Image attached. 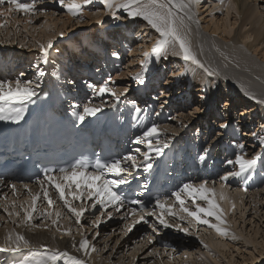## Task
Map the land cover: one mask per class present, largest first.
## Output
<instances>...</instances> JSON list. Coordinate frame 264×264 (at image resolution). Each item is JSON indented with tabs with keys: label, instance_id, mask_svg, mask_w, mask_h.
Segmentation results:
<instances>
[{
	"label": "rangeland",
	"instance_id": "374dc122",
	"mask_svg": "<svg viewBox=\"0 0 264 264\" xmlns=\"http://www.w3.org/2000/svg\"><path fill=\"white\" fill-rule=\"evenodd\" d=\"M241 1L245 3L244 5L250 6L252 18H248L249 22L247 21V26L245 29H242L240 33L246 29L252 31L251 41L256 35V33H254L256 27L259 28L260 23V25H264V0ZM20 2H30V0H20ZM35 2L38 10L34 14L25 15L13 11L8 13L7 16L0 17V22L5 24V27L0 28V60L3 58V61H7V59L13 61L12 65L16 67V70L12 73H16L18 70L20 71L21 67L22 69L26 67V70L28 69L29 71L27 73L30 75L25 77V75L21 76L19 74L18 77L25 78V82H27V80L31 81L34 77L38 76V71H42L44 74H46L47 71L50 72V70L54 72V69H58V63L56 64V62L60 59H63L60 62V65L65 67L63 70V72H65L68 68L66 65L69 62L68 59H71L70 68L73 67V69L75 68L76 70V66H81L80 63L82 62V65L86 66V61L90 58H95V61L104 58L103 69H105V71L101 75H98V80H96L97 86L99 87L104 84L105 81H108L107 87H110L111 89L113 87V92L117 93V91H119L117 94L121 92L124 94L120 96L119 100L111 95V92H108L110 95L103 96L104 99L108 98L111 103L114 102L115 104L108 105L109 108L107 109L109 110L104 109L101 113L104 115L107 114L108 117H110L111 114L115 115V113H118L119 116L120 111L117 109V104L121 103L125 110L126 104L124 105L123 103L129 101L130 98L136 97L135 93L137 92V86L131 84L135 81L131 72L138 68H141L142 72L145 71V66L143 65V67H139L140 61L137 59L139 56H142V53H140V51L137 53H135L136 51L134 53L131 52L133 48L139 47L143 41L144 43H148L149 35H147V29L145 27H140L138 29L139 32L136 30V28H138L136 24L137 21L143 22L144 20L140 17L133 18L137 21H133L132 24H130L131 26L128 27L131 29V32L126 33V38H128L126 41L127 43L123 45L122 42H119V38L124 36L123 34L126 30H124L123 27L128 25V23H123V18H129L123 9H116L115 16H113L112 11L105 7L103 0H89V3L83 5L82 15L73 17L61 6L59 0H35ZM195 2L191 7L193 21L196 23V26L200 31L209 35L208 30L204 28L205 21H210L211 13L214 14L213 21H218L219 24L223 21L221 19L223 16L225 17L226 10H224L225 7L223 6V8H221V5L224 1L195 0ZM226 2H228V4L226 3L227 5L232 3L231 0H226ZM213 3L217 4V6L215 5V8ZM218 3L220 5H218ZM234 6L236 5H233L231 10L232 13L225 18L224 22L229 24L234 18H238L237 24L234 26L231 34L233 40L237 41L240 37L238 24L240 21L244 20V16L241 12L239 13L240 15L237 14ZM8 7L9 5L7 3L0 5V9H7ZM97 11L102 12V16L97 18L92 17V14ZM255 19H258V22H255ZM28 20H31V23H26ZM97 21H99V23ZM148 28L151 29L150 27ZM103 30L110 32V36L105 39V49L100 44L97 45L98 50H96L94 46L87 45V42L82 41L83 35H88L89 39H96V37L101 38L100 36L102 35L106 38ZM262 30L264 31V26ZM263 31H261L259 36L257 35V38L254 39V41L252 40V44L262 37L261 34ZM136 32L138 33V38L135 36ZM149 32L151 31L149 30ZM60 33H63V35H59ZM217 34L218 33H214V37L223 40L221 34ZM49 39H52V47L48 50L46 57L47 62L45 63L39 50V44L46 45ZM142 45L143 44H141V46ZM162 55L163 54L160 52L159 56L155 54L153 57H147L149 66L152 60H154L157 64L162 61L164 67L162 66L161 68L163 70L161 75H157L155 78L152 77L154 71L149 77H147V79H145V81H150V83L153 84L155 82L154 85L156 89L163 87L164 90L168 91L169 94L172 96L174 95L173 97H175L180 93V87L182 85V83H180L181 79L184 80L185 78L184 81L187 83L189 80L186 78L191 74L186 75L185 71H183L184 69H181L178 73L176 72V75L170 76L169 71L167 70L170 63H163L164 59H162ZM163 56L165 57V55ZM258 56L259 55L254 54L256 60L264 61V59L260 57L259 59ZM72 62L74 63L73 65ZM37 65H39V68H36V71L33 70ZM79 68L80 67H78V69ZM112 70L115 71L111 74ZM184 75H186V77ZM210 76L207 78H210ZM69 77L73 78V76ZM152 78H154L153 81ZM167 79H170L171 83H165L167 82ZM215 79L214 89L217 92V94L215 93L217 96L214 98L213 94L212 102L215 100L218 102L221 101L219 110L224 111L225 109H223V105L225 103V96H223L222 89L226 87V85H229V83L225 78L219 76ZM145 81L144 83H146ZM230 86H232V84H230ZM124 89H127V91H124ZM161 93L160 90H155V92L152 93L155 100L157 97L159 98L156 101V111L158 107L162 105L159 101L165 98L167 99L166 95L165 98H160ZM148 94L150 96V93ZM180 94L185 97L187 93L183 92ZM103 98L101 99L102 101L104 100ZM147 100H150L151 102L153 101V99L148 98ZM202 102L203 101H200V103ZM194 103L197 102L193 101V103L188 104L184 110L182 109L184 115L187 114L185 116L186 119L190 115V121L181 120L177 117H175L177 120L173 122L172 120L164 121L165 123L169 122L170 124L178 125V127L184 126L180 131L181 134L179 140H177L179 134H176L173 139L171 138V136L174 135H170L173 131H170L169 129L166 130L164 128V130H161L160 133L157 134L161 140L160 142L165 144L170 142V145L168 144V147L165 148V152L168 151L167 154H169L170 151L179 154L180 152L175 150L173 143L181 144L183 138L189 137L190 140H187L188 142H182V145L188 146V151L190 150L188 153L185 151L184 154H186V157L187 154L189 156L193 155V151L195 152L197 150L201 151L200 155H202V152H204L205 149H208V151L205 152V159L202 158L201 160H204L206 163L208 162V165H210L212 163L213 155L210 154L211 149L215 148L214 151H216V149L223 147L225 150V146H221V144L227 143L229 144L228 149H230V151H233L232 149H234L235 154L240 149L239 146L243 145V149H240L239 151L241 155L255 158L257 159L256 162L260 161V163L264 165V144H262L260 140L263 139V137L261 136L262 138L260 139L259 137H256L258 140H253L242 135L243 131L248 134L252 127L258 126V117L255 113H252L253 118H250V121L252 120L251 126L244 125L239 129L240 135L232 133V138L230 139V137L225 136L227 129L229 130V128L221 129L222 134L219 135L220 129L217 128L219 123H216L217 121H221L220 123L224 122L225 119L223 116H214L216 117L215 122L212 121L209 123L207 122L209 109L195 112V106H193ZM164 104L166 107L170 105L168 103ZM178 104L179 103L172 104V106L175 105L174 107H177L176 105ZM112 107L113 109L111 110ZM239 108L240 106L231 103V110H225V112L228 111L229 113L227 120L233 118V121H237L239 118ZM156 111L153 110V114H155ZM164 111L165 109L163 108L162 112L164 117L174 115V113L173 115H169V111L168 114L165 115ZM177 112L179 113L180 111ZM165 118L167 119V117ZM140 119L147 121L143 115ZM260 120H263V118H260ZM184 121H187L186 123L188 124L185 123V125H183ZM147 124V126H150L148 121ZM262 124L264 125V123ZM155 125L159 126V124ZM232 130L235 129L232 128ZM245 130H248V132ZM200 133L202 138H209L208 144L204 145L203 142H201L198 146H195L196 143L200 141L198 138ZM168 135L170 136L167 137ZM152 138L157 139V136ZM212 138H214L213 141ZM172 140L174 141L173 143L171 142ZM136 142L137 137L135 138L134 143H132L134 145L133 151L135 152V163L140 167H144V157L142 154L146 151L152 153V151L145 150L142 141L141 143ZM153 142H155V140ZM183 146L180 149L181 151H183ZM206 146L208 148H206ZM218 146L220 147L218 148ZM137 149H139L140 152L137 151ZM163 154H161V157L157 158L161 160ZM235 154L232 156V160L235 159ZM153 155L155 154H150V157ZM189 156L187 157L188 160L191 157ZM224 157L217 159L213 157V162L215 163V161H217L218 164L216 173L218 172L219 174L215 178V181H213L214 183H211V181L206 183H187L191 184L194 188H198L199 185L204 184L206 188L212 190L210 191L211 193L218 188L224 189L228 196L233 198V211L231 212V210H229L224 223L216 222L212 217H206L203 213H200L202 219L209 220V225H205L197 222L194 218L183 212L180 200L184 201L183 206L187 207L190 211H195L196 205L206 208L208 202L206 200H201L197 193H192L190 195L189 192L183 191L182 189L178 192L180 200H177L175 195L167 196L161 199L163 207H160L155 203L154 208L152 207L151 209L141 212H134V210L130 209L128 215H125L124 212L118 210V207L112 204H109L107 208L100 205L93 208L91 206L90 198L87 196L89 189L86 184L83 183L82 177V183H79V188L77 187V183L75 185L68 183L67 181H60L59 184L57 183V185L61 186L65 199L68 200L71 207L78 210L80 208L86 209L81 216V222L79 225L75 223V216L64 206V201L58 200L60 196L58 198L56 195V197L53 196V203L51 205L44 202L41 197L35 203V208L33 210L31 202L32 197L34 196V189L32 191L30 189V193L27 191V195L23 194V188L25 187L20 186L14 188L15 191H13V188L10 189V191L8 188L2 190L7 191L8 193L3 192L7 198L0 202V229H10L15 234L19 233L21 235H23L22 232L23 229H25L26 231L32 232L34 237L37 235V232H45L48 238L46 243L50 249H57V238L63 239L66 237V240H72L71 246L73 245V242L78 246L82 237L87 238L90 244L94 245L96 248V251L91 252L88 256H85L82 251L80 252L82 258L86 259L87 264L91 263L93 256H96V259L100 262L104 259L107 264H244L246 261H249V264H254V261H257L256 264H264V177H262L263 181L259 186L255 188H244L245 184L253 179L254 173L246 177L244 181H242V174L239 176L234 174L229 175L230 173L238 172L239 166L235 164L227 165V160H224ZM150 161V165H152L155 163L156 158H151ZM203 166L206 171L210 172L211 168L207 167V165ZM196 167L198 168V166ZM222 167H225L224 169L227 171L225 172L224 170H221ZM259 168V171L262 172V167H258V169ZM199 169L198 171L201 172L202 170ZM222 177H226V179H221ZM107 179L110 180L109 178ZM239 181L244 185L239 184ZM14 192H16V198L12 196ZM40 192L44 195L48 192L55 194L52 189ZM69 192L76 193L80 195L81 198L76 199L74 196L69 195ZM210 192L205 193L209 199H211ZM193 201H195V203H193ZM24 210H28L32 215L30 223L24 222ZM9 212H12L13 215L10 216ZM109 212L112 213L110 218L108 217ZM16 213H19V215H16ZM57 213H59V216H57ZM137 213L140 214L137 215ZM142 215L144 219L140 220L139 218ZM158 218L164 219L167 224L171 225V227H164L159 224ZM53 220L56 221V224L52 223ZM97 220L101 221L98 225L94 223ZM136 221L139 222L137 223ZM212 224L218 225L221 229H224V231H217L216 228L210 226ZM130 225L132 228L131 231H128V226ZM181 229H187V231H182ZM66 230L69 231V234H65ZM230 232L233 234L230 235ZM156 234L161 235L162 237L160 236V238H163L164 240H170L171 244L165 246L157 244L155 240ZM191 240L193 244L187 246ZM26 252H29V250H24V252L20 251V257H23ZM258 258L261 259L258 261ZM19 259L20 258L16 261L18 264L21 263V259Z\"/></svg>",
	"mask_w": 264,
	"mask_h": 264
},
{
	"label": "bare ground",
	"instance_id": "6f19581e",
	"mask_svg": "<svg viewBox=\"0 0 264 264\" xmlns=\"http://www.w3.org/2000/svg\"><path fill=\"white\" fill-rule=\"evenodd\" d=\"M223 1H224V3L221 5V8L225 7L224 10H226L225 17L223 16L221 19L223 21L220 24L218 21H213V17H214L213 13H211L210 21H205L204 28L206 30H208L209 35L208 34L206 35V33L200 31L197 28L196 23L193 21V18L190 21H186V23L188 24V28H189V30L186 33V40L189 43L192 51L196 54L197 58L200 60V62L209 70L210 73H212L211 76L209 75V72H205L204 68H201L199 65H197L191 61H186L181 56L175 55L174 53L176 51H178V46H168L166 49H163L161 51V53L163 55H165V57L162 55V59H164L163 63H165V62H168V64L170 63L169 67L167 69L169 71L170 76L176 75V72L178 73L181 69H184L183 71H185L186 75L191 74L189 77L186 78L189 80V82L185 83V81H184L185 78H184V80L181 79V81H180V83H182V85L180 87V93L186 92L187 94L185 97H183L180 93H178L175 97H173L174 95L172 96L171 94H169V92L164 90L163 87L156 89L155 85H154L155 82L153 84V83H150V81H148V82L145 81V79H147V77H149V75L151 73H153L154 71H155L154 74H152V77H154V78L157 75L162 74V72H163V70L161 69L163 66L162 61L157 64L154 62V60H152V62L150 63V66L148 65L149 62L147 61V63L144 64L145 71L142 72L141 68H138L137 70H134L131 72L133 77H134V80H135L131 84L133 86H137V92L135 93L136 99H138V100H139V98L141 99L142 98L141 95L143 96L144 93L146 95L148 93H150V95L154 96L152 93H154L155 90H160L162 92L160 95L161 97L159 96L160 98H165L167 96V99L165 98L159 102H161L160 103V104H162L161 106H163V108L165 109V111H164L165 115L168 114V111L170 112L169 115H171V114L173 115V113H174V115L167 117V119H166L163 115V112H162L163 108L161 106L158 107L155 114H157V116L162 118L159 126H156L158 129V133H160L161 130H164V128L166 130L169 129L170 131L171 130L173 131L170 135H174V136H171V138L173 139V137H175L176 134H179L178 139H177V140H179L180 134H181L180 131L183 129L184 126L178 127V125H175V124L173 125V124H170L169 122L165 123L164 121H166V120L167 121L172 120V122L176 121L177 119H175V117H177L178 119H181V120H189L190 121V119H191L190 115L186 119L185 116L187 114L184 115V113L182 112V109L184 110V108L188 104H192L194 101V102H197V103H194L195 105L193 104V106H195L194 107L195 112H200L201 110L209 109V115L207 117V122H209V123H211L212 121L215 122L217 116H223V118L226 121L224 120V122H222V123H220L221 121H219V122L217 121V123H216V124L219 123V126L217 127L218 129H220L219 135L222 134L221 129L229 128V130L227 129V133L225 136L230 137V139L232 138V136H231L232 133H236L237 135H240L239 129L242 128L244 125L251 126L252 120L250 121V118H253L252 113H255L258 117V120L255 117L257 122H258V126L252 127L248 134L243 131L242 135L247 136V138H251L253 140H258V139H256V137H259V139L263 137V139H264V130H263L264 125L262 124V123H264L263 122L264 121V105H263L264 104V61L256 60L254 58V54H255V55H259L258 58L260 57V58L264 59V45H263V43H264V31L262 30L264 25L262 26V25H260L261 24L260 23L259 24L260 27L259 28L256 27V29L254 30V33H256V35L254 36V39L257 38V35L259 36L261 31H263V33L261 34L262 37L259 38L258 41L256 40V42L252 44V42L254 41V39H252L253 41L252 40L250 41L251 36H252V31H249V29H246L245 31L240 33L241 30L245 29V27L247 26V24L249 22L248 18L249 19L252 18V11L250 9V6L244 5L245 3H243V1H241V0H231L232 3H230V5H227L228 2H226V0H223ZM145 2H147V0H145ZM213 5H214V8H215V5L217 6V4H215V3H213ZM218 5H220V4L218 3ZM233 5H236V6H234L236 13L239 14L241 12L244 16V20L240 21L238 24V30L240 33V37L238 38L237 41L233 40L231 34H232L234 26H236V24H237L238 18L237 17L234 18V20L231 21L229 24L224 22L225 18H227V16H229V14L232 13L231 10L233 8ZM199 6H200V4H199ZM213 9H212V11H213ZM191 10H192V8H191ZM185 11H187V10H185ZM190 14L192 16V12ZM101 16H102V12H98V11L96 13L92 14V17H96V18L101 17ZM257 20L258 19H255V22H258ZM133 21H137V20L133 19V18H123V23H128V25L126 27H123V29L126 30V32L123 34L124 36H121V38H119V42H122L123 45H125L127 43L126 41L128 38H126V33L131 32V29L128 27L131 26L130 24H132ZM212 21H213V23H212ZM263 23H264V21H263ZM136 24L138 27V28H136L137 32H139L138 29L140 27H143V28L145 27L147 29L146 30L147 35H149L148 43H144V41H143V43H141V44H143L142 46L140 44L139 47H135L131 50V52H133V53L135 51H136L135 53H137L139 51H140V53H142V56H139L137 58L140 61L139 62L140 66L139 65L138 66L141 67V61H144L145 59H147L144 57L143 53L148 52L149 53L148 57H153V55H155V53L151 52V49L153 47L154 42L158 39V33H156L154 29H153V31H152V29H149L148 27H150V26L147 25L146 21H143V22L137 21ZM149 30L151 32H149ZM103 31L106 35V38H105V36L102 35V36H100L101 38L96 37V39H89L88 35H83L82 41L87 42V45L94 46L96 50H98L97 45H100V44L105 49V44H106L105 39H107L110 36V34H109L110 32H107L105 30H103ZM137 32L135 33L136 38H138ZM214 33L215 34L216 33L221 34L223 40L215 38ZM140 46H141V48H140ZM62 60L63 59H60V60H58L59 62L58 61L56 62V64L58 63V66H57L58 69H54V72L55 71L56 72H63L65 67L60 65V62ZM0 61H1L0 67H6L5 69H6L7 75H11L12 72H14L16 70V67H14V65H12L13 61H11L10 65L8 64L9 59H7V61H5V62H2L3 61V58H2ZM68 61L69 62L66 65L68 66V68H70L71 59H68ZM87 61L89 62L90 60H87ZM181 61H182V63H181ZM84 62H85V59H84ZM82 63H80V65H82ZM73 64L74 63L72 62V65ZM34 65H36V64H34ZM86 65L89 66L87 63H86ZM36 68H39V65H37V67H34L33 70H35ZM154 69H156V70H154ZM19 72H20L21 76L25 75V77H26V76L30 75L27 73L29 71H28V69L26 70V67L24 69H22V67H21V70ZM38 72H40V71H38ZM38 72H37V74H38ZM138 72H142L144 81L146 83L139 84L136 81L135 75ZM186 75H184V76L186 77ZM208 76H210V78H207ZM218 76L225 78V80H227L229 83V85H226V87H224L222 89L223 96H225V103L223 105V109H225V110L229 109V111H230L231 110L230 109L231 103H234V105L236 104V105L240 106L239 118L237 120L238 122L233 121V118H230L229 120H227V116L229 115L228 111L225 112V110L224 111L219 110L221 101L218 102L217 100H215L212 102L213 94H214V98H216V96H217L216 95L217 92L214 89L215 88V82L214 81H216L215 78ZM7 77H9V76H7ZM19 77L17 79L21 80L22 82H25V78L20 79ZM40 77L41 76L38 75V76L33 78V80H35V83L38 82V79H40ZM154 78H152V81L154 80ZM17 79L13 78L14 81H11V79H9L8 81L13 82V86H14V82ZM72 79H74V76H73V78L72 77L68 78V80H69L68 83H71ZM33 80H31V81H33ZM85 82L87 84L96 85V88L98 90L99 87L97 86V82L95 79L94 80L87 79ZM165 83H171V80L167 79V82H165ZM230 84H232V86H230ZM112 89H113V87H112ZM218 89H216V90H218ZM89 92H91L94 95V97L98 98L99 100L101 99V96L110 95L108 92H104L100 95L94 94L93 90H91ZM118 92L119 91H117V93ZM139 93H141V95ZM111 95H112V93H111ZM158 99L159 98L157 97V100ZM107 100L109 102H111L110 99L105 98L103 101L101 100V102L98 105L95 104V105H90V106L91 107H100L101 104H104L105 101H107ZM133 100H134V97L130 98L129 101L123 103L124 105L126 104L125 110L129 111V104H132ZM200 101H203V102L200 103ZM175 102L179 103L178 105H176L177 107H174L175 105L172 106V104H176ZM164 103H168L170 105L166 107V105ZM102 108H104L106 110L107 108H109V106H108V104H106L103 107H100L101 110L96 113V115L99 117L104 115L103 113H101L102 110H104ZM197 108H199L200 111H196ZM112 109H113V107L111 108V110ZM114 109H115V107H114ZM107 110H109V109H107ZM177 111H180V112L178 113ZM136 115L140 120V122H139L140 126L143 129H147V127H149V126H147L148 125L147 121H143L140 119V118H142V114L136 113ZM214 116H216V117H214ZM183 117H185V118H183ZM260 118H263V120H260ZM186 122L187 121H184L183 125H185ZM209 123H208V127H209ZM186 124H188V123H186ZM133 125L135 127L139 126L137 121L133 122ZM221 125H224V127H221ZM232 128H234L235 130H232ZM245 131L248 132V130H245ZM170 135H168L167 137H169ZM156 136H157V139L152 138V137L150 138L151 143L153 145V150H150L147 147L146 142L143 141V135L141 136V141H142L143 145L145 146V150L152 151V153H149V155L155 154L154 148L157 146V142L159 141L160 145L162 146L161 154H163V153L164 154L162 155L161 160H159V158H157V157H161V154L159 156H157L156 154L151 156L150 159L156 158L155 163L152 165L154 166L155 164L158 163L163 168L169 167L170 165L173 164V161H172L171 157L165 158L168 156V154H167L168 151L165 152V148L168 147V144L170 145V142L166 144L167 145L166 147H163V145H165V143L160 142L161 140L159 139V136L158 135H156ZM216 137H218V136H216ZM154 140H155V142H153ZM213 140H214V138H212V141ZM260 140H262V139H260ZM163 142H165V141H163ZM171 142L173 143L174 141L172 140ZM184 142H188L186 138H185ZM182 144L183 143L181 142V147L183 146ZM169 147H171V146H169ZM206 148H208V147L206 146ZM182 149H183V151H181V152H183V153H185V151H187V153L190 152V150L188 151V146H183ZM222 150H224L223 147H221L217 150L218 154L213 153L212 161H211L212 163L210 165H208L209 164L208 162L202 164L203 161L201 159L202 158L205 159V157H206L205 151L202 152V155H200L201 151H195V152L193 151V155H190L191 157L187 154V157L188 156L190 157L189 160L186 157V154H183V156L186 158L185 166L189 167L190 162L194 161L195 163H197V161H198L199 162L198 169L200 168L201 170H205L203 165H205V166L207 165V167L211 168L210 170L217 171V166L215 165V164H217V161H215V163H214L213 157L216 159L222 158L221 157L222 155L219 152ZM227 151L229 153L230 149H228ZM238 151H240V149ZM173 154L177 155L178 153L173 152ZM225 156L226 157L223 156L224 160L232 159V156H230V155H229V157L227 155H225ZM243 156L246 159L252 158L250 156L248 157L247 155H243ZM149 161H148V163L150 164L151 161L150 162ZM152 165L150 167H148L147 170H145V167H139V168L142 170V172L147 173L149 170H152V171L155 170V168ZM258 167H262L261 168V170H263L262 174H258L259 172H261V171H259L260 168L258 169ZM224 171L226 172L227 170L224 169ZM253 173H254L253 179L256 175L255 178L257 180L262 178V176L264 175V165H262L260 163V161H257L246 172L241 173L243 175L242 180L244 181V179L246 177L252 175ZM71 174L72 173L66 174L64 176V178L65 177H71ZM104 178L107 179V177H105V176H104ZM59 179L60 178L50 177V180L54 183L56 182V180H59ZM76 179H77V177L69 178L68 180H76ZM47 182H49V180H47ZM242 185H244V184H242ZM20 186H22V185H19L18 182H14V186L11 188H18ZM117 186H114L112 188V190L114 191V189ZM36 188L37 187H35L34 185H31V191L34 189V192H33L34 196L37 197L35 203L42 196V194L39 191H37ZM1 189L2 190L7 189V186L2 184L0 186V190ZM9 191H10V189H9ZM210 194H211L210 195L211 199L214 200L215 203L219 206L221 219L225 222L226 215L228 214L229 210H231V212L233 211V198L228 196V194L226 193V191L224 189H219V188L212 193L210 192ZM221 196H223V199L221 198ZM152 207L154 208L155 206L153 205ZM138 214H140V213H137V215ZM212 218L216 222L218 221V220H216L215 217H212ZM218 222L221 223L220 221H218ZM9 234H11L13 237L15 236V233L10 229H5V230L0 229V264H18V262H16L18 258L21 259V263H19V264H30V262L32 260L38 258L39 254L44 252L46 249H50L48 247V244L46 243V240L48 238H47L45 232H43V233L37 232V235H35V237H34L32 232H29V231H26L25 229H23L22 234H23V236H25V238L30 243H29V246L26 248L22 246L20 251L24 252V250H29V252L24 253L23 257H20V255H19L20 251L19 252L3 251V249L5 247H8L11 243L8 240ZM229 234L232 235L233 233L230 232ZM66 239H67L66 237L63 239L57 238L56 242L58 245H57V249H54V250L67 251L69 254L77 256L78 258L81 259L82 258L81 254H80L81 251H77V248H74L73 246H71L72 240L68 241ZM212 243H213V241H212ZM191 244H193L192 240L190 241V243L187 244V246H190ZM41 245H44L45 248H41ZM12 246H14V245H12ZM82 259H85V258H82ZM260 259L258 258L257 260L259 261ZM248 262L249 261H246V262H244V264H249ZM253 263L256 264L257 261H254ZM57 264H64V261L63 260L57 261ZM90 264H107V262L104 259L100 262L96 259V256H93Z\"/></svg>",
	"mask_w": 264,
	"mask_h": 264
},
{
	"label": "snow or ice",
	"instance_id": "6c2138e0",
	"mask_svg": "<svg viewBox=\"0 0 264 264\" xmlns=\"http://www.w3.org/2000/svg\"><path fill=\"white\" fill-rule=\"evenodd\" d=\"M61 6L67 10V12L73 16L82 15V8L84 4L89 3V0H59ZM195 0H103L105 7L112 11L113 16H115L116 9H123L129 18L140 17L144 21L147 22V25L154 29L156 33H158V39L154 42L151 52L155 53L159 56L160 52L163 49H166L168 46H178V51L174 54L181 56L186 61H191L201 68H204L205 72H209V70L200 62L197 58L196 54L192 51L189 43L186 40V33L189 30L188 24L186 21H190L192 19L191 16V7ZM8 4L9 7L7 9H0V17L7 16L8 13L16 11L23 13L25 15L34 14L38 9L36 7L35 0H30V2H20V0H0V5ZM187 10V11H185ZM99 23V21H97ZM26 23H31V20L26 21ZM5 27L3 22H0V28ZM59 35H63L60 33ZM52 47V39L47 41V44H39V50L42 54L43 60L46 63V57L48 54V50ZM144 57L147 58L149 53H143ZM147 63V59L141 61V66ZM212 73L209 72V75ZM38 75L43 76L44 73L40 71ZM135 79L138 83H144L142 72H138L135 75ZM108 81H105L104 84L100 85L98 90L95 85L89 84L88 87L91 88L96 95H100L104 92H111L113 96L117 100H119L120 96L124 93L121 92L119 94L112 91L110 87H107ZM124 91H127L125 89ZM36 90L32 87V81L22 82L17 79L14 82L0 80V120H13L19 121L23 117V108L15 107L16 104H22L24 102L30 101L32 97L36 95ZM203 99V98H202ZM133 107L137 114L141 113L143 109L139 106H136L133 103ZM163 107V106H161ZM101 109L100 107H90L87 104L84 105L83 112L80 114L73 113V115L78 116L79 121H83L85 115H95ZM196 111H200L199 108ZM224 127V125H221ZM158 134V129L156 125L153 123L151 126L147 127L146 131L143 132V141L146 142L147 147L150 150H153V145L151 143V137H154ZM137 142H141V137H137ZM261 143L264 144V139L261 140ZM167 145H163L166 147ZM243 145H240L239 148L242 150ZM137 151H140L137 149ZM155 154L159 156L162 151V146L159 142H157V146L154 148ZM205 152L208 149L204 150ZM144 167L147 170L151 165L148 163L150 160L149 152H144ZM125 160H132L133 167H136L135 158L132 156L125 157ZM228 164H235L239 166V171L235 173H230L229 175H241V173L249 170L255 163L256 159H246L240 152H236L235 159H229L226 161ZM122 161L119 159L106 161L101 163L99 160L96 162L94 167L97 169V174H90L84 171H73L71 174V178H75L76 176L83 177V183L86 184L89 189L87 196L90 198L91 206L95 208L97 205H100L104 208H107L109 204L116 205L123 203V197L114 192L112 188L114 186L127 183L126 179H118L115 181H111L104 178V171L108 173H114L119 176L122 172L127 171L126 168L122 167ZM89 167L88 163L83 160H77L75 163L71 165L72 169H87ZM62 172L65 169H60ZM65 179H69V177H65ZM221 179H226V177H222ZM77 187H80V184L77 183ZM56 189L60 194V199L64 201V206L68 208V210L75 216V223L77 225L81 222V216L86 211L85 208H80L79 210L71 207L68 200L65 199L64 192L61 189L60 185H56ZM183 191L192 193H197L201 200H206L208 202V207H200L196 205L195 211H190L187 207H184V201L180 200L179 193H173L176 196L177 200H180L182 211L187 213L188 216L194 218L197 222L203 223L205 225H209L208 219H202L200 213H203L206 217H215L216 220L224 223L221 219L219 206L215 203L214 200L209 199L205 193L212 191L204 186V184L199 185L198 188H194L191 184H184ZM69 195L74 196L76 199H80V195L76 193L69 192ZM223 199V196H221ZM37 197L33 196V210L35 208V201ZM45 199L48 201V204L51 205L53 201L48 198L47 193H45ZM134 203L141 204L140 201H134ZM195 203V201H193ZM156 204L160 207H163V204L160 200L156 201ZM143 207V205H141ZM154 214V213H152ZM9 215H13L12 212H9ZM19 215V213H16ZM59 216V213H57ZM112 213H108V217L110 218ZM182 218V217H181ZM143 215L140 217V220H143ZM159 219V224L164 227H171V225L167 224L166 221L162 218ZM32 220V215L28 210H24V222L30 223ZM101 221L97 220L94 223L99 224ZM137 223L139 221H136ZM53 224H56V221H52ZM213 228H216L217 231L223 232L224 229H221L218 225L212 224L210 225ZM132 226H128V231H131ZM182 231H187V229H181ZM65 234H69V231H65ZM235 238V237H233ZM8 240L11 242L8 247H5L3 251H12L18 252L21 247H28L29 241L25 238V236L16 233L13 237L11 234L8 236ZM151 242V241H149ZM14 245V246H12ZM74 248H77V251H82L85 256H88L91 252H95L96 248L94 245L90 244L87 238H81L78 246L75 242L72 245ZM41 248H45L44 245H41ZM63 260L64 264H87L85 259H80L77 256L69 254L67 251H57L54 249H46L44 252L39 254L38 258L32 260L30 264H57V261Z\"/></svg>",
	"mask_w": 264,
	"mask_h": 264
}]
</instances>
